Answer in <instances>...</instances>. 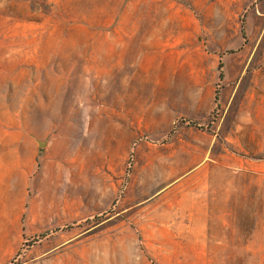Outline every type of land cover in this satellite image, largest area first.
<instances>
[{"label":"rangeland","instance_id":"rangeland-1","mask_svg":"<svg viewBox=\"0 0 264 264\" xmlns=\"http://www.w3.org/2000/svg\"><path fill=\"white\" fill-rule=\"evenodd\" d=\"M156 1L0 0V264H264V0ZM208 158L216 239L130 208Z\"/></svg>","mask_w":264,"mask_h":264},{"label":"crops","instance_id":"crops-1","mask_svg":"<svg viewBox=\"0 0 264 264\" xmlns=\"http://www.w3.org/2000/svg\"><path fill=\"white\" fill-rule=\"evenodd\" d=\"M154 4L156 9V0ZM231 167L227 161L220 159L199 161L190 166V170L180 172L176 179L156 191L154 189L155 193L142 198L130 208L137 204L147 209V214H151L154 209L161 207L165 216L177 217V223L188 222L192 225L194 231L200 232L201 239L214 240L216 237L210 225L218 221L213 217L227 215L225 197L232 191L228 189V184L232 183L233 177H228L226 173ZM176 221L166 224H175Z\"/></svg>","mask_w":264,"mask_h":264}]
</instances>
